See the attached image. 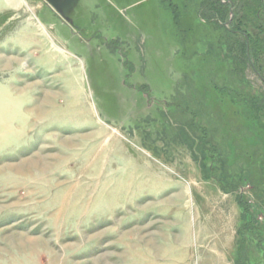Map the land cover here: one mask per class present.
Masks as SVG:
<instances>
[{
  "label": "rangeland",
  "instance_id": "1",
  "mask_svg": "<svg viewBox=\"0 0 264 264\" xmlns=\"http://www.w3.org/2000/svg\"><path fill=\"white\" fill-rule=\"evenodd\" d=\"M203 1L0 0V264H235L240 196L264 227V52Z\"/></svg>",
  "mask_w": 264,
  "mask_h": 264
},
{
  "label": "trees",
  "instance_id": "2",
  "mask_svg": "<svg viewBox=\"0 0 264 264\" xmlns=\"http://www.w3.org/2000/svg\"><path fill=\"white\" fill-rule=\"evenodd\" d=\"M244 5L247 10L240 12V5ZM234 8V17L230 23H227L230 17V10ZM202 8H205L206 13L208 11L217 13L219 16L216 20V27L223 33L225 41L231 43L239 51V66L243 67V62L250 61L252 57L257 56L260 52H264V0H205L201 3L199 10L202 12ZM200 15V13H199ZM206 15V14H204ZM176 18V16L174 15ZM208 22L213 23V19L208 17ZM252 108L256 106L255 100H251ZM257 108V107H256ZM206 131V130H205ZM202 131L200 137H198L199 143L206 147V157L210 159L207 164V170L210 178H215L220 183L221 188L225 191H231V183L227 179H234L236 176H229L223 173L222 176H217L221 169L218 165L220 162V155L218 148L215 144L208 139L207 132ZM260 167L264 174V156L260 159ZM260 170V171H261ZM264 184V177H263ZM233 190V189H232ZM263 201L264 204V189H263ZM239 203L243 210V222L238 229L237 257L235 264H250V256L247 253V248L253 245L263 256L264 260V230L263 225H260L255 215L252 213L249 203L244 201L240 196Z\"/></svg>",
  "mask_w": 264,
  "mask_h": 264
},
{
  "label": "water",
  "instance_id": "3",
  "mask_svg": "<svg viewBox=\"0 0 264 264\" xmlns=\"http://www.w3.org/2000/svg\"><path fill=\"white\" fill-rule=\"evenodd\" d=\"M56 13L63 14L64 10H68L74 3V0H44ZM63 17V16H62ZM66 22L71 25V19L65 17Z\"/></svg>",
  "mask_w": 264,
  "mask_h": 264
},
{
  "label": "crops",
  "instance_id": "4",
  "mask_svg": "<svg viewBox=\"0 0 264 264\" xmlns=\"http://www.w3.org/2000/svg\"><path fill=\"white\" fill-rule=\"evenodd\" d=\"M47 6H49V5H47ZM50 7V6H49ZM50 9H52L51 7H50ZM53 10V9H52ZM38 20H39V18H38ZM39 22H40V20H39ZM40 24L41 25H43V23H41L40 22ZM64 24H67L69 27H71L67 22H64ZM73 30V29H72ZM75 32V31H74ZM48 34V33H47ZM46 34V35H47ZM45 34H42V35H40V37H41V39L44 41V43H45V45H46V47H47V44H48V41H47V38L50 40V43H51V45H53L54 43H55V41L53 40V38H52V36H50V35H47L46 36ZM56 45V44H55ZM50 47H52V46H50ZM51 52H53L52 50H51Z\"/></svg>",
  "mask_w": 264,
  "mask_h": 264
}]
</instances>
